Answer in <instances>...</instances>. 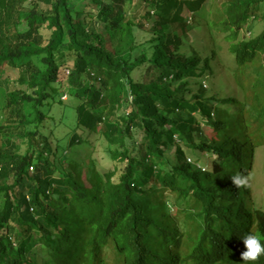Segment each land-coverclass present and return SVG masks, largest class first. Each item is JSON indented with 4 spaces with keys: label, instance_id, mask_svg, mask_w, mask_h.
I'll use <instances>...</instances> for the list:
<instances>
[{
    "label": "trees",
    "instance_id": "obj_1",
    "mask_svg": "<svg viewBox=\"0 0 264 264\" xmlns=\"http://www.w3.org/2000/svg\"><path fill=\"white\" fill-rule=\"evenodd\" d=\"M126 1L0 0V264H264L240 238L264 210L230 179L264 144V0Z\"/></svg>",
    "mask_w": 264,
    "mask_h": 264
},
{
    "label": "rangeland",
    "instance_id": "obj_2",
    "mask_svg": "<svg viewBox=\"0 0 264 264\" xmlns=\"http://www.w3.org/2000/svg\"><path fill=\"white\" fill-rule=\"evenodd\" d=\"M26 2L24 4H26L27 2L31 1V0H25ZM78 1V0H76ZM106 1V0H105ZM227 0H206V2L204 3V7L206 9L210 8V7H215L217 6L218 8H220L221 10L224 9L225 4H226ZM125 7L124 9L131 14L132 16H137L142 10L147 9V7L145 8V6L143 5V3L140 6V2L139 0H132V1H126L125 2ZM90 6L93 7L94 5L90 3ZM39 8L40 9H46L47 7L42 4L39 3ZM81 8V6H80ZM88 11L91 10L90 8H87ZM191 15V13H189ZM254 29H253V34L248 36V37H254L256 35H258L263 29H264V20H262V16L260 15L256 21L253 23ZM171 29H174V25H172ZM178 33H181V29L178 28L177 29ZM203 36H202V35ZM249 34V33H248ZM247 34V35H248ZM196 35H201V37L205 38L204 34L201 31H191V33L189 34L188 38L190 40H193L194 36ZM146 39H141V41L143 42ZM208 42V41H206ZM205 41L202 43L201 39H196V46L198 51L202 50L203 48H205V53H209L210 52V47L209 46H205L204 44L206 43ZM217 43L221 46V50L219 51L220 57L222 59L227 60V62L224 61V63L226 64V67L228 68V70H231V68H233V63L231 61H228L229 56L226 52L227 48H228V44L225 43L224 39H223V34H220L217 36ZM148 45V44H147ZM151 52V51H150ZM72 63H65L59 71V81L61 82V91L63 92L62 95V99H66L67 95H66V91L68 89V81H67V76H68V69L67 68H71ZM221 68V63L218 66V70ZM2 73V69L0 68V75ZM4 76H6V74H4ZM224 82L227 86V88H229L228 92L226 94H228L229 92H232L235 96H238L239 99H242V94L241 91L239 93L237 85L235 84V82L233 81L232 78V74L231 73H227L224 74ZM218 81V78H216V82ZM87 84H89V81L87 82ZM250 86V81H248L247 83H245V87L248 88ZM216 87V86H215ZM8 89H11L12 87H9L8 85L5 84V82L3 80L0 79V123L3 120V117L5 116L2 108V97L3 95L6 93ZM220 88L216 87V92L219 91ZM241 94V95H240ZM29 104H26L25 106L27 107ZM228 107V106H226ZM178 114V113H177ZM102 146H98V151L94 153V158L96 159V163H97V167L100 171L102 172H107V171H111L113 170V168L115 167V165L113 164V162H111L107 156V154L105 152L102 151ZM207 158V157H205ZM207 161L210 160V158L206 159ZM208 166V163H207ZM251 172L248 174L249 176H247L246 178V184L249 187V196H250V201L253 202V204L261 209L264 210V144L259 146L255 152H254V158L252 160V166H251ZM6 182L10 183V178L6 180Z\"/></svg>",
    "mask_w": 264,
    "mask_h": 264
},
{
    "label": "clouds",
    "instance_id": "obj_3",
    "mask_svg": "<svg viewBox=\"0 0 264 264\" xmlns=\"http://www.w3.org/2000/svg\"><path fill=\"white\" fill-rule=\"evenodd\" d=\"M232 183L236 186H240L245 184L246 177L237 172L234 175L230 176ZM243 240L245 245V251L241 253V257L243 261H255L257 257L261 254H264V235L260 232H250L240 237Z\"/></svg>",
    "mask_w": 264,
    "mask_h": 264
}]
</instances>
